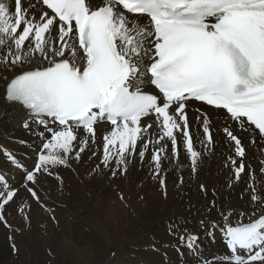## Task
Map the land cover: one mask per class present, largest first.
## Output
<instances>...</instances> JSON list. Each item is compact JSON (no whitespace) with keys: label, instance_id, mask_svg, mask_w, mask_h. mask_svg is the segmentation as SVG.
I'll list each match as a JSON object with an SVG mask.
<instances>
[{"label":"snow or ice","instance_id":"1","mask_svg":"<svg viewBox=\"0 0 264 264\" xmlns=\"http://www.w3.org/2000/svg\"><path fill=\"white\" fill-rule=\"evenodd\" d=\"M209 110H223L249 133L245 145L230 125L222 129L232 151L228 187L246 178L247 208L218 205L213 189L203 211L217 216L199 220L203 235L173 221L168 235L178 243L145 250L160 253L163 264L160 247L192 264H264V0H0V121L18 123L32 139L15 142L36 156L29 167L0 144L10 165L0 169V224L22 234L35 205L47 215L43 227H58L56 212L68 209L71 195L66 173L81 184L107 177L130 207L131 196L113 182L127 181L133 161L146 156L148 176L166 197V165L194 176L215 150ZM190 111L203 135L195 143ZM184 183L180 175L177 187ZM199 189L208 192L203 183ZM17 201L24 229L7 219ZM217 233L224 250L206 254L203 241L216 244ZM8 239L18 254L15 237Z\"/></svg>","mask_w":264,"mask_h":264},{"label":"bare ground","instance_id":"2","mask_svg":"<svg viewBox=\"0 0 264 264\" xmlns=\"http://www.w3.org/2000/svg\"><path fill=\"white\" fill-rule=\"evenodd\" d=\"M197 107L202 106L198 102L194 103L193 109ZM209 114L213 123L214 152L205 157L201 170L194 176L190 174L186 167L178 172L175 167H168L166 165V197L163 195L164 189H161L159 184L148 176V156L144 158L142 163L139 158L133 161L130 165L131 175L127 181L121 179L113 182L119 184L125 197L131 196V199L128 201L130 207H125L121 203L116 191L109 185L107 177L102 179L93 178L91 181H85L81 184L72 177L71 173H66L68 179L71 180V186L65 188V191L70 192L71 195L64 197L68 203V209L58 210L56 218L59 223L68 227L69 232L66 233L59 230L53 236V228L50 231V227L53 225L51 221L47 222L46 227L42 226L43 222L47 219L46 213L33 205L31 228L24 230L22 234L12 231L11 235L15 237L17 243L19 242L22 245V248L29 243L33 244L38 239L51 238V240L56 239L60 241L61 245H63V253H61L60 257L58 256L53 259V264H163L164 258L160 253L145 250L146 247L153 242L157 246L168 244V242H170L168 245L177 244V239L168 235L170 222L177 220L189 221L184 226L190 231L203 235L199 220L205 217L207 219H215L217 216L215 210L211 213L203 211L209 201L214 198L213 189H215V199L218 205L222 207L231 205L238 209L247 208V197H245V200L240 199L241 192L245 188L246 178L242 177L239 184H233L231 188L228 187L233 173L231 168L226 165L228 157L232 155V151L222 129L230 125L233 132L239 135L242 142L246 145L250 140L249 133L238 130L236 123L228 120L223 110H209ZM189 117L195 143V134L199 133L201 139L203 135L199 126L193 123L195 120L194 112L190 111ZM108 128L109 126L105 124L97 131L95 146L97 153L100 152L102 147V134ZM17 139L31 140L32 138L15 121H0V144L14 150L18 158L24 159L26 164L31 167L36 161V156L35 159L32 158L34 150H29L31 145L29 147L21 146V144L15 142ZM197 147H199L198 144ZM25 153H27V157H25ZM252 155H257L256 148L252 149ZM180 159L187 165L188 160L182 146ZM95 162V160L92 161V163ZM253 166L255 167L256 165L254 164ZM9 168L10 165L5 161L4 156L0 154V169L7 173ZM10 174L16 179H19L21 176L20 171L14 168L11 169ZM180 175H183L185 183L177 187V180ZM141 180H143V185L138 188L137 184ZM201 183L205 184L208 188L206 195L200 192L199 185ZM141 196L142 199L140 198ZM22 206L23 202L17 201L6 209L7 219L14 229L25 228L23 216L17 212V208ZM198 209L200 210L199 212L197 211ZM104 219L107 221V226H104ZM87 220L96 224L95 227L102 233L100 237L96 233V229L92 231L85 226L84 223ZM120 228L125 229L122 235L117 234L121 230ZM9 235L10 230L3 224H0V236L6 237ZM5 239L2 240L1 238L0 240L4 241ZM218 241L219 233H217ZM38 242L40 241L38 240ZM43 247L45 248V246ZM53 250L57 251V249ZM223 250L222 247L219 252ZM113 251H116L117 259H113L110 255ZM160 252H167V264H192L191 259L188 257L182 260L174 247H160ZM2 256L12 258L9 262L11 264L31 263H29L27 255L20 251L18 254L13 253L10 256L3 254Z\"/></svg>","mask_w":264,"mask_h":264},{"label":"rangeland","instance_id":"3","mask_svg":"<svg viewBox=\"0 0 264 264\" xmlns=\"http://www.w3.org/2000/svg\"><path fill=\"white\" fill-rule=\"evenodd\" d=\"M246 145V144H245ZM32 158L35 159V150H34V153H32ZM90 220H87L84 224L87 228L91 229L92 231L94 229H96V233H98L99 237L100 235H102V233L99 232V230L95 227L96 224H94L93 222H89ZM107 221L104 219V226H107ZM61 226V227H60ZM64 228H63V227ZM93 226V227H92ZM56 227V228H55ZM52 228H53V231H52ZM121 230H119V232L117 233L118 235H122L124 232H125V229L124 228H120ZM57 230V231H56ZM59 230L61 231H64L66 233L69 232V229L68 227H66L65 225L59 223V226H51L50 227V231L54 232L52 233L53 236H55ZM67 230V231H66ZM91 233V231H90ZM12 234V233H10ZM2 238L5 239L4 241L0 240V264H11L9 263L11 261L12 258H5L3 257L2 255H12L13 252L10 248V242H9V239H8V236L6 237H1L0 236V239ZM103 239V238H102ZM38 240L40 242H38ZM37 241L35 240L33 242V244H28L27 246H23L24 248H22V245L19 244V242L17 243V241L15 240L16 244H17V247L19 249L20 252H23L27 255V258H28V261L30 264H53V259H55L56 257H60L61 256V253H63V245H61V242L56 240V239H52L51 238H48V239H38ZM52 242H51V241ZM58 241V242H57ZM4 242V243H3ZM9 242V243H8ZM45 242V243H43ZM49 242V243H48ZM41 243V244H40ZM51 243V244H50ZM55 245H53V244ZM57 243V244H56ZM204 243H205V248H206V254H212V253H217L221 250V248L223 247V245L218 241L216 244H211L208 240H204ZM19 244V245H18ZM44 244V245H43ZM168 244H170V242H168ZM8 245V246H7ZM31 245V246H30ZM37 245H39L37 247ZM61 245V246H60ZM20 246V247H19ZM45 246V248L43 247ZM6 247V248H5ZM54 247V248H53ZM34 248V249H33ZM57 249L56 250H53V249ZM59 249V250H58ZM8 250V251H7ZM24 250V251H23ZM29 250V251H27ZM11 251V252H10ZM44 251V252H43ZM39 252V253H37ZM116 252V251H115ZM34 253V254H33ZM55 253L59 254V255H55ZM30 256V257H29ZM35 256V257H34ZM39 257V258H37ZM50 259V260H49ZM7 260V261H6ZM36 261V262H35ZM2 262V263H1ZM44 262V263H43Z\"/></svg>","mask_w":264,"mask_h":264}]
</instances>
